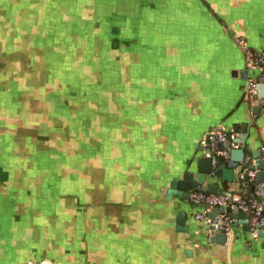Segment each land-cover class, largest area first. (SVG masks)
Here are the masks:
<instances>
[{
    "label": "crops",
    "instance_id": "obj_1",
    "mask_svg": "<svg viewBox=\"0 0 264 264\" xmlns=\"http://www.w3.org/2000/svg\"><path fill=\"white\" fill-rule=\"evenodd\" d=\"M45 18L118 74L105 75L88 154L36 153L43 170H31L29 160L17 172L15 160L0 156V264H264V238L243 237L238 224L226 244L204 249L207 222L194 218L202 206L166 200L170 180L208 144V132L246 123L236 148L264 150V110L245 101L239 75L243 53L264 51V0H0V20L10 24L0 38ZM10 40L0 42V54L15 48ZM11 58H0L20 72L0 74L4 152L15 138L33 139L25 133L28 109L13 103L25 95L23 60ZM12 116L20 123L8 127ZM217 181L222 193L256 195L240 180ZM177 214L186 216L188 234L176 232Z\"/></svg>",
    "mask_w": 264,
    "mask_h": 264
},
{
    "label": "rangeland",
    "instance_id": "obj_2",
    "mask_svg": "<svg viewBox=\"0 0 264 264\" xmlns=\"http://www.w3.org/2000/svg\"><path fill=\"white\" fill-rule=\"evenodd\" d=\"M16 20L18 22L21 19ZM51 20L52 19L47 18H45V22L41 19L38 20V22L36 20H31L34 22L30 23V25L27 27V30L23 31L22 29H17L16 31H19L18 34L13 33L12 35L8 36L4 35L5 40L3 38H0V42H2L3 44L5 42H8L10 39L12 43H15V40H20L22 42L23 40L30 41L34 37V34H38V36L39 34L42 36L45 34L42 39L45 45H39L43 48H38V50H41L40 52L42 53L41 58H38L36 61L32 62L30 66L33 70H37L38 73H40V80L42 82L48 81L50 83L51 91L63 94L50 95L47 99L53 97L55 100L52 99L46 103L42 99L37 100V98H35V95L32 99L40 102L39 104L34 106L37 108L36 111L46 112V114H49L50 106L54 107L55 102L61 99L60 101L62 102V105L64 102V105L66 107H69L70 109H73L72 107L81 108V110L85 111L88 114H91L92 125L98 120L101 121L100 113L103 108L102 102L104 103L103 93L104 89H106V85H104V78L106 77L105 75L108 74L107 72H110L109 67L104 65L103 59L99 61H94V57H92L91 59V52L87 50L86 46H83V44L79 41H74V43L71 42L70 35L63 36V38H61L60 35H58L57 27L53 23V25L50 24ZM10 21H13V18H11ZM5 26H10V24H6L4 20H0V31H2ZM49 30L52 32H50ZM46 32H48V34ZM15 35H19V39H16ZM28 44L31 45L30 42H28ZM6 50H3L4 54L7 53ZM35 50H33V54L35 53L37 56H39L38 51ZM95 54V59L97 57L102 58V56H104L103 51H99V53L96 52ZM5 55H3V57H5ZM15 58H17V56ZM17 72L18 68L16 67H14L13 71L7 70L5 67L0 71V74L2 75V73H8L17 75ZM110 73L117 75V68L115 69V73ZM75 77L79 78L78 82ZM22 85L24 88V94H26L23 96H33V94H28L34 93V89L25 87L23 82ZM43 86L45 87L46 85L43 84ZM35 87L37 89L36 91H38L40 88L39 85H35ZM91 88L94 89V94H89ZM67 91H70V93L65 95ZM81 92H84V96H80ZM5 101L3 99H0V107H5ZM22 103L24 102H21L19 105L21 106ZM25 106H27V104ZM64 113L66 114V111ZM68 113V116L62 117V122L64 124L61 126V128L59 127L55 129V142L48 141V139L51 138L50 136H48V130L41 131L38 136V138L44 142L55 143V145L53 146L40 147L39 149L40 152H47V156H50L51 154L49 158H56V156L60 157L59 155L74 157L75 155L80 156L81 154H88L89 140L87 139L88 134H90L91 132L85 131L86 129L84 131L77 132L70 118V112ZM47 116H50V114ZM53 117L54 116L51 115V118ZM57 119L59 120V118ZM81 120H83L82 116ZM75 124L76 126L78 125L76 122ZM31 134L34 135V131H32ZM83 135H85V137H83ZM82 138H84V141ZM78 145H80V147ZM67 164L68 163H63L65 167H67ZM68 165H70V163ZM33 170L42 171L43 168H35Z\"/></svg>",
    "mask_w": 264,
    "mask_h": 264
},
{
    "label": "water",
    "instance_id": "obj_3",
    "mask_svg": "<svg viewBox=\"0 0 264 264\" xmlns=\"http://www.w3.org/2000/svg\"><path fill=\"white\" fill-rule=\"evenodd\" d=\"M243 67L244 69L239 72V75L245 82V87L247 88L250 79L254 80L259 76H264V51L250 54L243 53ZM255 69L261 70L256 72ZM253 71L255 76L250 78L249 73H252ZM256 90L257 99L264 98V84L257 85ZM245 93V101H248L247 90ZM258 110L259 108L256 107L252 110V112L256 113ZM246 127V123H242L241 125L233 128L228 127L224 130L222 129L226 136L227 143L225 145L217 143L215 145V151L217 152L227 149L229 157L226 160L223 157H216L211 151L209 143L202 146L196 155L195 152L187 162V167L170 180L169 185L167 186L168 188L166 189V200L169 201L171 197L176 196L186 202L189 200L190 193L193 191H199L206 195L221 194L222 192L219 189L217 180L221 183H231L237 187L239 184L238 174L240 171V164L246 155H249L252 161L249 168L256 171L254 180L249 182L250 192L253 193L254 191H257L259 192V195L264 197V188L261 186L264 183V150L254 148L253 150L248 149L250 151L249 152L245 148H230L231 143H234L237 146H242L245 143ZM236 135L240 136L238 137ZM206 141L207 136L205 137V142ZM214 158L215 163L213 164ZM231 208L233 212L229 217L227 216L226 209L224 207H220L215 213L208 214L207 220L210 221V223H208L206 227V240L203 244L199 245L200 247L205 249L208 245L226 244L229 239V235L234 232L233 228H235L238 224L241 225L243 237H246V235L249 234L250 240L264 238V229L251 231L248 219H246V213L240 212L235 206ZM226 217H228V220H225ZM185 220L186 216L184 214L176 215L175 221L177 225V233H189L188 227L184 224ZM233 220H237V222H234ZM189 237L192 239L193 235H189ZM192 253V251H188L186 252V255L191 257ZM32 264H40V262H34ZM43 264L53 263L44 262Z\"/></svg>",
    "mask_w": 264,
    "mask_h": 264
},
{
    "label": "flooded vegetation",
    "instance_id": "obj_4",
    "mask_svg": "<svg viewBox=\"0 0 264 264\" xmlns=\"http://www.w3.org/2000/svg\"><path fill=\"white\" fill-rule=\"evenodd\" d=\"M17 39V37H16ZM28 42L31 43V45L28 44ZM45 45L44 42L42 41V35L39 34H34V37L30 40V41H25L23 40H17V42H15V48L12 49L11 51H7V53H1L0 54V58H4L6 59V57H10L12 56L15 60H19L22 59L23 60V69H24V77L26 78V80H24L23 84L25 87H29L30 89H34V93H29L28 95H32L30 97L27 96H23V98H20V96L16 99H13V103L16 105H18L21 102H24V104L27 106H25V110L28 109V112L24 114L25 115V119L27 121V123L25 124L26 126V131L25 133L29 134L32 133V131H34V135L31 134V137H33V139L31 138V140L28 139L29 143H27V139H13L12 142V146L8 147L6 149V152L4 148H0V156H4V154H7V157L15 160V166L14 168L11 167V169H14L16 172L22 169H27V161H32V163L30 164V169L33 170L35 168H39L38 166L43 168V164H38L35 162V157L38 158L37 155H35L36 153L40 154L42 152L39 151L40 147H50L55 145V143H49L47 144V142L42 141L41 139H38V136L40 134L41 131H44L43 128H46L45 125L48 126H54L55 129L56 128H61V126L64 124L62 121V117L63 116H68L70 112V118L73 122V126L75 127V129L77 130V132L79 131H87L89 132V130L91 129V114L86 113L85 111L81 110V108H74L70 109L69 107H66L64 105L61 104L62 102L59 100L57 102H55L54 107L50 106L49 109V114L50 116H47L49 114H46L45 112H38L36 113V107H34L35 105L39 104V101H36L34 98H37V100L42 99L43 101L49 102L50 100H55L53 97L47 99L50 95L52 94H63V93H59V92H53L50 90V83L47 82H42L40 79V73H38L37 70H33L32 67L30 66L32 62L36 61L38 58H41L42 53L40 52L41 50H38V48H43L39 45ZM36 49V50H35ZM33 50L38 51V55L37 56L35 53L33 54ZM9 54V55H8ZM3 55H5V57H3ZM17 56V58H15ZM45 56V55H43ZM2 62H0V68H5L6 67V63H3L4 65H2ZM1 71V69H0ZM20 73V72H18ZM31 75H30V74ZM35 73V74H34ZM77 82H78V77H75ZM38 83V84H37ZM43 84H45L46 86L44 87ZM35 85H39L40 88L38 91H36V87ZM42 85V86H41ZM35 87V88H34ZM70 93V91H67L65 93L68 94ZM86 93V92H85ZM89 94H94V89L91 88V91ZM26 95V94H25ZM84 96V92L80 93V96ZM88 95V94H87ZM18 101V102H17ZM66 102V101H65ZM16 105V106H17ZM16 107V108H18ZM48 108V107H47ZM66 111V114L64 113ZM92 113V111H91ZM22 114V113H21ZM28 114V115H27ZM39 114V115H38ZM12 115V114H11ZM51 115H53L54 117L51 118ZM60 116V117H59ZM81 116L83 117V120H81ZM51 118V121H50ZM59 118V120L57 119ZM10 122L7 125H10L8 127H13V126H17L19 125L20 121L18 120V118H14L13 116L11 117V119L9 118ZM0 121H5L3 118L0 119ZM99 121V120H98ZM97 121V122H98ZM75 122L78 124L76 126ZM27 134V135H28ZM56 135V133H55ZM26 136V135H25ZM54 137V136H51ZM83 137H85V135H83ZM84 141V138H82ZM48 141L51 142H55L56 141V137L53 138L52 140H50V138L48 139ZM51 155V154H50ZM40 168V169H42Z\"/></svg>",
    "mask_w": 264,
    "mask_h": 264
},
{
    "label": "built area",
    "instance_id": "obj_5",
    "mask_svg": "<svg viewBox=\"0 0 264 264\" xmlns=\"http://www.w3.org/2000/svg\"><path fill=\"white\" fill-rule=\"evenodd\" d=\"M259 84H264V76H259L254 80H250L246 90L248 98L251 102L255 103L257 106L264 110V98L257 99L256 87ZM207 141L211 147V151L216 157H223L225 160L228 159L229 153L227 149L220 151H215V145L220 143L225 145L227 143L226 136L221 131H210L207 134ZM236 144L231 143L230 148H236ZM215 163V158L213 159V164ZM252 163L251 157L246 155L240 164V171L238 178L242 184H249L253 181L256 175V171L249 168ZM264 188V183L261 185ZM189 202L193 205L202 206V210L197 212L194 216L195 220L206 221L207 224L210 221L207 220V210L208 208H220L225 209L235 206L240 212L246 213L248 215V222L251 231L256 229H264V205L263 201L259 198V192L256 191V195L252 198H244L239 195L234 194H203L199 191H193L190 193ZM204 207V208H203ZM225 220H228L226 217ZM226 231V230H225ZM44 262H40L43 264ZM32 264V263H28Z\"/></svg>",
    "mask_w": 264,
    "mask_h": 264
},
{
    "label": "trees",
    "instance_id": "obj_6",
    "mask_svg": "<svg viewBox=\"0 0 264 264\" xmlns=\"http://www.w3.org/2000/svg\"><path fill=\"white\" fill-rule=\"evenodd\" d=\"M1 70L3 69V68H0ZM246 185V184H245Z\"/></svg>",
    "mask_w": 264,
    "mask_h": 264
}]
</instances>
